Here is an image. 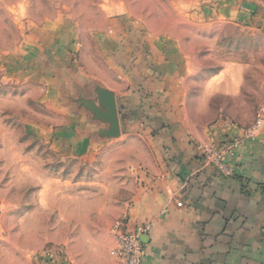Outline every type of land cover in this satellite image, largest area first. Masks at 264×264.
<instances>
[{
    "label": "crops",
    "instance_id": "obj_1",
    "mask_svg": "<svg viewBox=\"0 0 264 264\" xmlns=\"http://www.w3.org/2000/svg\"><path fill=\"white\" fill-rule=\"evenodd\" d=\"M151 1L150 13L160 3L168 11L176 1L174 8L194 17L200 28L206 21L219 31L227 24L250 32L264 27V0ZM118 26L111 23L109 28L89 31L100 34L119 30ZM174 43L178 51L172 54L169 39L150 40V68L137 74L123 69V63L117 66L105 51L111 42L97 37L81 43L90 50L75 61L63 55L73 43L59 44V55L54 51L50 57L48 64L57 73L45 84L43 102L53 119L28 121L30 133L63 155L91 162L105 148L131 141L129 148L139 154L136 164L146 169L130 171L136 186L124 222L111 225L107 233L101 231L104 240L89 237L88 244L84 237L82 243L78 239L73 243L72 238V244H66L65 264H122L110 247L121 231L140 228H145L139 235L142 264H264V115L256 133L243 136L244 125L199 114L208 97L234 99L245 93L246 65L226 62L201 83L195 94L199 99L192 103L187 81L200 74L185 70V44ZM195 46L203 45L196 41ZM189 62L198 70L200 62ZM261 94L257 105L264 112V83L259 84ZM111 100L118 132L112 123ZM209 109L223 111L220 106ZM133 113L138 117L129 116ZM122 122L135 133L123 135ZM233 139L238 143L223 153L225 169L202 151L204 144L220 151ZM43 245L40 234L34 248H19L0 264H46ZM54 255L47 251V258ZM52 259L50 263L60 264L58 253Z\"/></svg>",
    "mask_w": 264,
    "mask_h": 264
},
{
    "label": "rangeland",
    "instance_id": "obj_2",
    "mask_svg": "<svg viewBox=\"0 0 264 264\" xmlns=\"http://www.w3.org/2000/svg\"><path fill=\"white\" fill-rule=\"evenodd\" d=\"M150 3L0 0V260L14 257L19 248H34L40 234L46 264H54L50 261L57 253L60 264H65L66 244H72V238L73 243L77 239L82 243L84 237L88 244L92 241L89 237L104 240L99 233H107L111 225L123 223L127 217L136 186L130 171L146 170L136 164L139 154L129 148L131 141L105 148L91 162L63 155L30 133L28 121L47 123L53 119L43 99L45 84L56 77V69L48 63L54 51L62 50L57 48L59 44L75 45L63 54L75 61L90 50L81 47L82 42L92 37L107 39L111 44L105 51L110 58L137 74L150 68V40L169 39L172 54L178 51L174 41H182L188 55L185 70L200 74L199 79L187 81L192 103L199 99L195 94L201 83L226 62L246 65L245 93L234 99L208 97L200 115L208 120L218 117L228 125H244L243 136L251 133L264 115L257 105L262 99L259 84L264 83V31L250 32L229 24L219 31L210 21L200 28L194 17L174 8L176 1L168 11L161 9L160 3L151 13ZM111 23L119 25V30L89 31L109 28ZM196 41L202 42V48L195 46ZM190 60L200 62L198 70ZM216 106L223 111L209 109ZM129 116L138 117L134 113ZM122 132L134 134L135 130L122 122ZM202 149L214 162L206 149L215 147L204 144ZM53 237L58 240L51 241ZM116 245L110 247L112 255ZM47 251L55 255L47 258Z\"/></svg>",
    "mask_w": 264,
    "mask_h": 264
},
{
    "label": "built area",
    "instance_id": "obj_3",
    "mask_svg": "<svg viewBox=\"0 0 264 264\" xmlns=\"http://www.w3.org/2000/svg\"><path fill=\"white\" fill-rule=\"evenodd\" d=\"M262 31H264V27L260 28ZM263 123V117L261 116L256 126L254 127V130L251 131V133L247 134L248 136H253L256 131L259 129V127ZM238 143V140H232L228 142L226 145L222 146V149L220 151L212 150V149H206V152L208 154L211 153L210 157H214L213 160L216 162V164L222 168H224V163L222 161L223 153L226 151H229V149L236 145ZM145 231V228H140L135 232H126L121 231L117 237V245L115 249L113 250V253L115 256H117L119 259L122 260V264H142L143 263V256H144V246L142 241L139 238V235Z\"/></svg>",
    "mask_w": 264,
    "mask_h": 264
},
{
    "label": "water",
    "instance_id": "obj_4",
    "mask_svg": "<svg viewBox=\"0 0 264 264\" xmlns=\"http://www.w3.org/2000/svg\"><path fill=\"white\" fill-rule=\"evenodd\" d=\"M112 102L113 101L111 100V103L109 105V108L111 110L112 123H113V125L115 127V131H117V119H116V116H115L116 112H115L114 105H113L114 103H112Z\"/></svg>",
    "mask_w": 264,
    "mask_h": 264
}]
</instances>
